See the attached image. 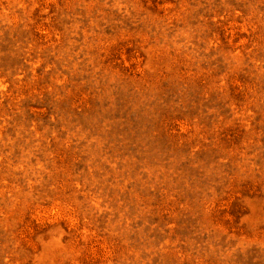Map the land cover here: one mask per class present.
<instances>
[{
    "label": "rangeland",
    "instance_id": "rangeland-1",
    "mask_svg": "<svg viewBox=\"0 0 264 264\" xmlns=\"http://www.w3.org/2000/svg\"><path fill=\"white\" fill-rule=\"evenodd\" d=\"M0 264H264V0H0Z\"/></svg>",
    "mask_w": 264,
    "mask_h": 264
}]
</instances>
